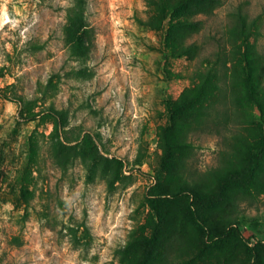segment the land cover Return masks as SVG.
Listing matches in <instances>:
<instances>
[{"label":"rangeland","instance_id":"1","mask_svg":"<svg viewBox=\"0 0 264 264\" xmlns=\"http://www.w3.org/2000/svg\"><path fill=\"white\" fill-rule=\"evenodd\" d=\"M201 3L0 0V264H264V0Z\"/></svg>","mask_w":264,"mask_h":264},{"label":"trees","instance_id":"2","mask_svg":"<svg viewBox=\"0 0 264 264\" xmlns=\"http://www.w3.org/2000/svg\"><path fill=\"white\" fill-rule=\"evenodd\" d=\"M153 2L155 4H157L155 1H153ZM201 2H202V0H166V5L168 4L167 8L170 11L171 16L178 18L176 20V22H174L173 24L174 25L193 24V23H189L188 20H189V18L196 16L198 14V12H200L201 6H202ZM162 12H163L162 14L164 15L165 14L164 8H162ZM240 28H241V26L234 29V31L238 30ZM68 39L73 41L70 37ZM245 47L248 49L249 44L245 43ZM239 61H240V64L242 65L244 77L246 76V78L250 81L249 75L251 74V72L248 69V65L250 62L249 57L247 56L246 53L245 54L243 53V57L241 59H239ZM208 73H209V69L206 68V71L204 73L205 76ZM203 84L204 83L201 80L196 85L185 89L180 96L179 104L177 105V107H180L183 111L188 110L190 114L197 113V109H196L195 105L197 104V99L202 92V89L204 86ZM171 108H172V105L169 106V109H171ZM173 110L175 111V107ZM171 120L174 121L173 116H171ZM259 150L261 152L264 151V137L260 143ZM256 157H257V153H254L251 151L250 155L248 157L250 164H251V167H252V164H254L256 162ZM140 161H141V159H137V162H140ZM152 206H154L153 203H152ZM185 215H186L187 220L192 225H194L198 228H205V223H204L202 217L200 216L199 211H198V207L196 205L191 204L190 206L186 207L185 208ZM153 251H154V248L152 246L148 245L145 247V249L140 254H137L136 252H131L130 254L127 253L126 256L123 258V260H121V262L117 263V264H152L151 260L154 259V252Z\"/></svg>","mask_w":264,"mask_h":264}]
</instances>
